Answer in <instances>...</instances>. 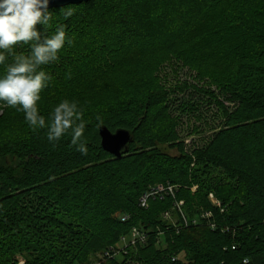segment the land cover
Wrapping results in <instances>:
<instances>
[{
	"label": "trees",
	"instance_id": "1",
	"mask_svg": "<svg viewBox=\"0 0 264 264\" xmlns=\"http://www.w3.org/2000/svg\"><path fill=\"white\" fill-rule=\"evenodd\" d=\"M50 11L45 34L63 25L73 43L43 66L52 80L38 107L47 117L59 101H77L88 154L68 134L49 143L46 129L33 131L8 109L0 121V264H19V255L25 264H88L134 227L147 231V243L105 264H264V0H95ZM173 55L203 86L162 83L159 67ZM190 89L225 120L192 152L178 115L198 110ZM102 126L131 132L122 158L102 148ZM167 183L179 186L176 199L198 225L185 227L170 196L140 206ZM203 212L212 217L202 220Z\"/></svg>",
	"mask_w": 264,
	"mask_h": 264
},
{
	"label": "clouds",
	"instance_id": "2",
	"mask_svg": "<svg viewBox=\"0 0 264 264\" xmlns=\"http://www.w3.org/2000/svg\"><path fill=\"white\" fill-rule=\"evenodd\" d=\"M49 3L50 0H0V106L23 113L24 122L33 131L46 129V138L53 145L66 134L71 135V145L87 156L88 147L81 142L84 112L78 102L63 99L47 117L38 107L41 93L52 80L43 66L57 62L65 45L73 43L63 25L51 35L45 34L53 20ZM61 11L65 18L73 14L71 10ZM17 47H26L27 52H18ZM242 264H249V258L245 257Z\"/></svg>",
	"mask_w": 264,
	"mask_h": 264
},
{
	"label": "rangeland",
	"instance_id": "3",
	"mask_svg": "<svg viewBox=\"0 0 264 264\" xmlns=\"http://www.w3.org/2000/svg\"><path fill=\"white\" fill-rule=\"evenodd\" d=\"M83 14L81 12V15H83ZM87 19L90 21L91 16L89 15ZM157 75H158V77H160L162 79V83L168 88H174L175 86H177L178 84H181L183 82H188L189 84H192V85H198L199 84V82L197 80H195V73L191 72V70H189L188 67L184 66L183 63L180 62L179 59H177L176 55L171 56L170 60L168 59V60L164 61V63L161 64V66L159 67V71H158ZM199 86H203V84L201 83V84H199ZM189 93H192L191 99H193V101L195 103L199 104V105H197L198 110L196 112H194L193 114H186V113L180 114V113H178V115H180V117H181V120H180L181 124L179 126L180 136L186 143L187 151L192 152L196 147H202V146L206 145L209 141H211L213 136L215 135V133L217 131H219L224 126L225 120L222 118V115L219 112V109L215 105L214 102L213 103L210 102L211 103L210 104L207 100V97H205L201 93H196L194 89H190L188 91L187 95H189ZM8 109H9L8 107L0 106V121L3 120L4 115L9 113ZM168 152H169V154H171L173 156L177 155L176 150L169 149ZM164 185H170V183H167ZM153 189H151V191ZM178 189H179V186H175L176 193L178 192ZM196 190H197V187H194L193 191H196ZM176 193H175V197L170 196L171 198L175 199L174 200L175 201V207H174L175 212H176V210L178 212H179V210L184 212L183 207H184L185 203H184V201H178V199H176ZM155 197H160L161 199H163L166 196L164 195L162 197L161 196H155ZM150 200H149V202H150ZM139 202H140V200H139ZM168 213H170L172 215L171 212H168ZM165 214L163 215L165 220L171 221L173 223L177 222L176 218L174 216H172V218H170V219H167L165 217ZM119 217H120V219L123 220L124 217H127V216L120 215ZM141 229H143V228H141ZM134 249H136V248H134ZM104 252H105V250L93 253L89 257L88 264L89 263H95L96 261H98L102 257ZM17 259H18L19 264H25L27 261V257L25 255H19L17 257ZM134 263H137V262H132V264H134Z\"/></svg>",
	"mask_w": 264,
	"mask_h": 264
},
{
	"label": "built area",
	"instance_id": "4",
	"mask_svg": "<svg viewBox=\"0 0 264 264\" xmlns=\"http://www.w3.org/2000/svg\"><path fill=\"white\" fill-rule=\"evenodd\" d=\"M175 186L172 185H159L155 189H153L151 192L144 194L142 198L140 199V206L142 208H148L149 206V200L155 196H173L175 197ZM209 199L213 203V205H216L218 207L221 206V203L214 197L213 194H210ZM179 213L182 217V221L185 227H189L190 225H198L199 219H194L192 223L189 222V220L186 218V215L183 211L179 210ZM165 217L167 219L172 218V215L170 213H166ZM212 217L211 213L203 212L201 214L202 220H208ZM128 220L127 217H124L123 221ZM212 229H216V224H211ZM227 229H223V232H227ZM149 239V235L146 230L141 229L139 227H134L132 230L125 236H122L119 242L118 246H113L107 249L102 257L96 261L93 264H105L107 261L120 258L122 256H125L128 254V250L137 248L140 245H144L147 243ZM235 249V247H234Z\"/></svg>",
	"mask_w": 264,
	"mask_h": 264
},
{
	"label": "water",
	"instance_id": "5",
	"mask_svg": "<svg viewBox=\"0 0 264 264\" xmlns=\"http://www.w3.org/2000/svg\"><path fill=\"white\" fill-rule=\"evenodd\" d=\"M95 0H50L49 10L64 8L72 5H81ZM102 148L105 152L120 159L123 153L128 152V145L132 143L133 138L130 131L120 129L112 132L106 126L99 129Z\"/></svg>",
	"mask_w": 264,
	"mask_h": 264
}]
</instances>
